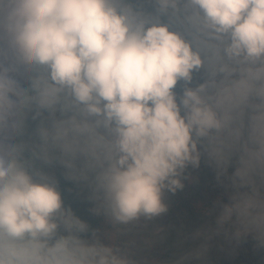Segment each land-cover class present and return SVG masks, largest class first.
<instances>
[{
  "label": "clouds",
  "instance_id": "obj_1",
  "mask_svg": "<svg viewBox=\"0 0 264 264\" xmlns=\"http://www.w3.org/2000/svg\"><path fill=\"white\" fill-rule=\"evenodd\" d=\"M202 162L226 201L197 247L149 257ZM221 235L264 249V0H0V264H192Z\"/></svg>",
  "mask_w": 264,
  "mask_h": 264
},
{
  "label": "trees",
  "instance_id": "obj_2",
  "mask_svg": "<svg viewBox=\"0 0 264 264\" xmlns=\"http://www.w3.org/2000/svg\"><path fill=\"white\" fill-rule=\"evenodd\" d=\"M152 7H150V10ZM166 19V18H164ZM176 27V25H173ZM200 74V73H197ZM201 78V74L199 75ZM38 121H31L30 128L26 129V135L33 133ZM58 167V166H57ZM204 168L200 175H214L215 170L201 163ZM58 179V187L61 190L62 197L66 207H70L73 212L90 223L93 228H99L102 220L98 217L90 215V204L85 199V191L81 186L64 178L63 171L54 173ZM187 174L188 171H187ZM223 180V178H221ZM194 181V180H193ZM185 187L178 191L175 195H167L170 208L169 212L162 218H157L155 224L162 228L161 235L163 239L157 242L151 249L146 250V255L160 261H171L178 256L197 247L202 242V237H195L194 233L197 230L203 231L205 226L211 225L214 222L215 215L218 210L215 208L213 199H198L201 195V183L194 181L189 184L188 180L184 181ZM215 188L225 186L223 183H214ZM221 202L220 200H218ZM104 225V224H103ZM253 242L252 237H249L245 242L241 243L242 249H234V245L228 243L224 237L214 236L208 243L209 250L204 258L193 261L192 264H264V252L260 255L257 248H254L249 253L248 258L243 256L245 252V243ZM224 253H230L231 259L228 261Z\"/></svg>",
  "mask_w": 264,
  "mask_h": 264
},
{
  "label": "rangeland",
  "instance_id": "obj_3",
  "mask_svg": "<svg viewBox=\"0 0 264 264\" xmlns=\"http://www.w3.org/2000/svg\"><path fill=\"white\" fill-rule=\"evenodd\" d=\"M144 7L146 9L150 10V7H153V6L150 5V4H145ZM199 75L200 74H196V76L194 77V83L199 81V79H200ZM175 90H176L177 93H179L180 90H181V84H178ZM31 121L32 120L29 118L27 126H26V129L30 128L29 125H30ZM31 134L32 133L29 132L27 134V136H31ZM51 170H52L53 173H55L57 171H60V170L63 171V169L60 168L59 166L58 167L54 166ZM203 170H204V168L201 167V165L197 169H191V168L188 169L187 171H188V173H189L188 175L190 177V179H188V182H189V184L193 183L194 181H197V182L201 183L202 193H201V195L198 196V199H200V201H201V199L203 201V198H205V199H209V198L213 199L214 203H216L215 204V208L218 210V203H219L218 200H220L221 202H225L226 199H227V197H226V188H225V186H221L219 188H215L214 183H218L219 182L217 180L216 176L208 174V175H205V177H203V176L200 175V172L203 171ZM95 225H93V227H95ZM105 227L106 226L103 225L100 222V227L99 228L101 230H103ZM252 243H253L252 241L251 242L248 241L247 243H245L246 247H245V252L243 253V256L245 258H248V256H249V253H247L248 251L251 252L254 248H257V247H255V244H252ZM242 248L243 247H242L241 244L234 245V249H237L238 251H239V249H242ZM257 251L261 255L262 252H264V249L257 248ZM224 256H225V258L228 261H230L229 260V259H231L230 253H224Z\"/></svg>",
  "mask_w": 264,
  "mask_h": 264
}]
</instances>
